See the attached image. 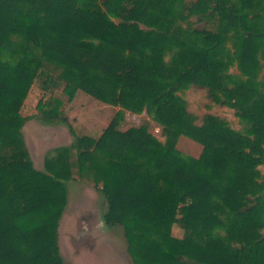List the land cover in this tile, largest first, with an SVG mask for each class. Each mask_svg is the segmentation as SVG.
Wrapping results in <instances>:
<instances>
[{"label":"trees","instance_id":"16d2710c","mask_svg":"<svg viewBox=\"0 0 264 264\" xmlns=\"http://www.w3.org/2000/svg\"><path fill=\"white\" fill-rule=\"evenodd\" d=\"M263 70L264 0H0V264H67L70 181L104 193L134 264H264ZM198 91L240 128L194 113ZM79 92L121 108L99 136L63 111L57 93ZM126 112L149 119L124 130ZM36 119L74 137L45 171L23 136Z\"/></svg>","mask_w":264,"mask_h":264},{"label":"rangeland","instance_id":"374dc122","mask_svg":"<svg viewBox=\"0 0 264 264\" xmlns=\"http://www.w3.org/2000/svg\"><path fill=\"white\" fill-rule=\"evenodd\" d=\"M237 71V69H233ZM264 77V70L262 73ZM40 93L34 87L26 101V110L36 106ZM63 111L68 115L72 125L82 129L83 133L99 136L109 125L120 107H110L83 92H79L72 102L62 93ZM38 96V98H37ZM191 110L199 116L207 113L223 117L230 121L234 128H240L234 111L230 109H207L206 95L203 92H193L189 97ZM126 122L121 126L126 130L149 119L146 113L135 115L125 114ZM152 131L159 136V128L153 126ZM23 136L35 167L45 171V159L53 151L70 146L74 137L69 127L63 123L47 125L39 119L27 122L23 128ZM178 149L185 155L199 157L202 146L188 138L180 140ZM68 204L60 221L59 246L67 264H134L122 227H108L105 214L108 203L104 193L90 184L77 181L67 182ZM83 233V234H82ZM173 235L184 236V230L173 227Z\"/></svg>","mask_w":264,"mask_h":264},{"label":"crops","instance_id":"0c3cea01","mask_svg":"<svg viewBox=\"0 0 264 264\" xmlns=\"http://www.w3.org/2000/svg\"><path fill=\"white\" fill-rule=\"evenodd\" d=\"M33 121V120H32ZM29 122H31V121H29Z\"/></svg>","mask_w":264,"mask_h":264},{"label":"flooded vegetation","instance_id":"af4514ba","mask_svg":"<svg viewBox=\"0 0 264 264\" xmlns=\"http://www.w3.org/2000/svg\"><path fill=\"white\" fill-rule=\"evenodd\" d=\"M83 234V233H82Z\"/></svg>","mask_w":264,"mask_h":264}]
</instances>
